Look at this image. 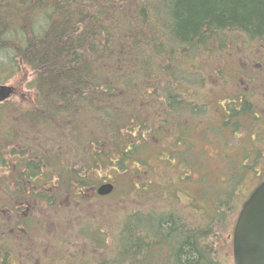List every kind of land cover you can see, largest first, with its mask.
Here are the masks:
<instances>
[{"label":"trees","instance_id":"obj_1","mask_svg":"<svg viewBox=\"0 0 264 264\" xmlns=\"http://www.w3.org/2000/svg\"><path fill=\"white\" fill-rule=\"evenodd\" d=\"M20 75L30 77L29 93L0 103V264H18L17 251L23 264L37 255L40 264L54 262L49 251L45 259L37 253L34 232H45L49 215H33L34 204L47 205L50 218L81 202L92 207L105 197L97 194L102 178L115 184L108 196L117 201L101 211L108 232L95 221L87 231L90 264H220L211 240L223 226L216 212L237 209L247 181L252 191L264 178V148L242 153L229 143L237 117L254 126L246 136L264 133L255 132L264 0H0V84ZM236 84L240 94L214 88ZM211 125L222 131L208 133ZM197 132L216 137L223 167L215 175L198 156L206 150L192 148ZM161 141L183 171L163 163ZM150 150L165 173L180 176V186L167 181L157 195L186 202L179 214L118 209L121 195L143 199L153 179L165 181Z\"/></svg>","mask_w":264,"mask_h":264},{"label":"rangeland","instance_id":"obj_2","mask_svg":"<svg viewBox=\"0 0 264 264\" xmlns=\"http://www.w3.org/2000/svg\"><path fill=\"white\" fill-rule=\"evenodd\" d=\"M226 65H229V63ZM234 73H235V71H234ZM29 79H30V77H28V79H27V78H23V75H20L19 77L14 78L7 83L10 85H13L15 88V94L11 98L14 97L15 99H22V96H26V94L29 93L28 89L26 88L27 83L30 81ZM214 88L216 90L226 88L224 90V92H226V93L232 92V93H239L240 94L242 92V90L240 91L237 88V84L230 86V87H227V86L221 87L220 85H217V86H214ZM257 92L259 93L257 97L258 98L260 97V99H258V98L255 99V107L261 113L262 117L259 115L260 119L257 121L255 132L261 133L262 132L261 126L264 124V123H262V120H263L262 118H264V111H263V109H264V90H262L261 88H257ZM223 93H222V95H223ZM253 93L256 94L255 91ZM222 95H221V98H222ZM214 107H215V109H220V105L218 103L216 106H213L212 108H214ZM237 118L241 122H240V124L236 125L234 128V131L236 133L233 136V138H231V140L229 142L230 145L235 146V149L238 151H241L242 153L250 152L253 149H261L262 150L264 148V133L260 137H257V135L246 136V134L249 132L248 128H250V127L254 128V126L252 125L251 121L247 118H244V117L243 118L237 117ZM211 126H212V128H208V130H207L208 133L210 131L212 133L216 132V131H222V128L219 126H216V125H211ZM227 130L228 129H223V134H226ZM212 133H211V136L215 135V133L214 134H212ZM199 134L200 133L197 132V133L193 134V138L191 137L192 141L194 142V145L192 146V148L196 152L206 150V151H203L202 154L198 155V156L201 157L203 163L205 162V165H207L208 167L211 168V169L210 168H208V169L215 175L223 167V161L220 159L221 149L216 144V141H217L215 139L216 137H211L210 140L204 141L201 138V135H199ZM217 135H221L222 137H224L222 134H217ZM186 140H187V138H186ZM156 143H159L158 147H162V148H160V149H162V150H160L161 151L160 158L163 161V163H165V165L169 166L170 168L176 167L178 172L180 171V169L183 171V168L181 167V165L178 164V162H177L178 160L175 157H173V159L169 158L170 157L169 156L170 151H167V150H170V149H167L168 145L166 146L163 141H161V143L160 142H156ZM184 143H187V141H184ZM223 144L225 145V143H223ZM165 146H166L167 150L164 149ZM178 147H180V146L176 145V148H178ZM152 151L153 150H150V152H148L149 153L148 161L151 163L153 162L155 169H157L160 172V178L163 177L165 181L163 182V181L153 179L151 181L152 182L151 185L147 186V189H150V194H147L146 197H144L143 199L138 198L137 194H134L133 195L134 197H129V198L128 197L126 198V197L121 195L122 198H121V200L118 201V203H119L118 209H121L122 212L135 211V210H147V209H156V210L157 209H166L165 211H167V213L179 214L180 210L184 209V206H187L186 202H184L183 203L184 205H183L178 200V198L171 197V195L168 193L169 197L167 196V199L163 200V203H162V199L158 198L157 195H160V194L165 195L164 183H168L169 181L175 187L180 186V184H176L177 182H179L181 180L180 176L178 175L177 172L172 171V170H170L169 173H167V172L165 173L164 172V169H165L164 166L156 158V155H154L155 153ZM228 152L229 151H225V153H228ZM242 153H239L236 158H233L231 160V165L233 166L234 169L241 168V166H242ZM260 163H262V162H258L256 167L253 170L250 169V171L252 173H256L258 170H260L259 169ZM193 165L194 164H192L191 166H193ZM200 176H202V174L199 170L198 171L194 170L190 174V177L194 178V179H199ZM158 178H159V176H157V179ZM178 179H180V180H178ZM208 179H205L204 182L210 183L211 181H209L210 179L209 180ZM106 180L107 179L102 178L101 181L104 182ZM260 182L261 181H259V183ZM258 184L253 181L252 189L255 188ZM126 186L128 187V185H126ZM123 187H125L124 182H118V191L120 190V188L123 191ZM144 187H146V186H144ZM249 187H251V185H250V181L248 180L247 185H246V189H245V193H244L245 195L243 197L239 198L237 201L238 208L241 205V203H243V201H245V199L251 193V189ZM191 188H194V187L191 186ZM122 194H123V192H122ZM183 200H184V197H183ZM116 201L117 200H113L111 196H105L103 198V200L95 201L93 203L92 207H91V203H82L81 202V204H77V207L74 206L72 208L73 210L71 209V210H68L65 212H60L59 214H62V215H58L57 217H54V218L53 217L50 218L51 212H50L47 205L35 203L34 208L32 210L33 215L42 216V214H44L45 212H48L47 215H49V218H46L47 223L45 225L46 226L45 232H34V236L36 237V239L38 241V244H39L38 247L40 250V252H37V253L38 254L40 253L41 258H44L42 256V253H45V251H49V253L47 252L49 254L47 258L53 257L54 262L56 261L58 264H90V261L94 260L93 256H95V255L92 254V252H91V251L94 252V249L91 248L93 245L92 240L91 241L87 240V239L91 238L92 234L90 235L87 231L93 232V230H94L93 221H95L96 223H100V225H102L101 228L103 229V231H105V233L108 232L104 226H106L108 224L110 227H112L113 225L109 222L110 220L106 217V215H105L106 213H102L101 211H104V209H106V205L108 202H110L111 206H115ZM120 204H121V207H120ZM90 208H92L94 210V213L91 212ZM96 209H98V212H95ZM65 213H66V217L64 218L63 215ZM61 217H62V221L60 222ZM184 218H185V216H184ZM185 220H187V216H186ZM75 229L76 230L78 229V230L76 231ZM81 230H83V232ZM58 232H60V234H58V236L61 237V239L58 237V240L57 239L55 240V237H56L55 233H58ZM223 236L225 237L226 233L223 234ZM103 238H107V237L104 235ZM100 239H102V238H100ZM86 240L88 241V244H86ZM212 241H215V243L217 244L218 238L214 237V239ZM14 247H15V245H14ZM74 247L76 249H78L79 251L75 252L76 250ZM55 249L58 250V253L56 255L53 254V251ZM56 251H55V253H56ZM224 251H225V249H224ZM218 253H219L220 258L224 255L223 254L224 252L222 251V249L218 250ZM14 256H15L14 257L15 263H18V264L22 263L20 261V259L17 257V256H19V257L21 256V253H19V251H17L16 255L14 252ZM31 260L33 261V264H40L41 263L38 255L34 256V257L32 256ZM45 260L46 261H44V262H46L47 264L54 263L53 261H51L49 259H45ZM222 262L224 264H233L232 261L223 260V259H222Z\"/></svg>","mask_w":264,"mask_h":264},{"label":"water","instance_id":"obj_3","mask_svg":"<svg viewBox=\"0 0 264 264\" xmlns=\"http://www.w3.org/2000/svg\"><path fill=\"white\" fill-rule=\"evenodd\" d=\"M15 93L10 84H0V103L9 100ZM114 183L103 182L97 194L107 196L114 191ZM235 264H264V181L244 202L234 228Z\"/></svg>","mask_w":264,"mask_h":264},{"label":"flooded vegetation","instance_id":"obj_4","mask_svg":"<svg viewBox=\"0 0 264 264\" xmlns=\"http://www.w3.org/2000/svg\"><path fill=\"white\" fill-rule=\"evenodd\" d=\"M262 132H264V129L262 130ZM262 181H264V179ZM249 195H248V197H249ZM246 199H245V201H246ZM245 201H243V203H241L239 208H237L235 210H234L235 204H227V207L224 208L222 211H220V212L218 211L219 213L216 212V214H218V216L220 214V216L223 218L222 219V224L220 223L223 226H221L220 228L218 227L219 229H217V228L215 229L216 231L213 233V238L211 240H213L214 237L218 238L217 244L215 243V241H212V242H214L213 243L214 244V248H215L214 250H215V253L217 254L216 255L217 259L216 260L220 264H224L222 262V259L223 260L232 261V263L235 264V260H234V242H233V239H234V228H235L239 213L241 211V208H242V206H243ZM216 217H217V215H216ZM225 233H226V236L224 237L223 234H225ZM220 249H222V251L224 252L223 253L224 257L223 256L221 257L222 259L219 257V253H217L218 250H220ZM224 249H225V251H224Z\"/></svg>","mask_w":264,"mask_h":264}]
</instances>
